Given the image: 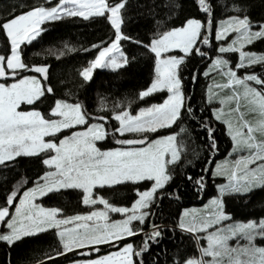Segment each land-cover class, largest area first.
Segmentation results:
<instances>
[{"label":"snow or ice","instance_id":"1","mask_svg":"<svg viewBox=\"0 0 264 264\" xmlns=\"http://www.w3.org/2000/svg\"><path fill=\"white\" fill-rule=\"evenodd\" d=\"M127 0H119L110 4L107 0H59L51 8L36 6L27 12L12 16L0 23V33L10 42L11 54H0V78H6V68L12 71V76L18 75L17 70L35 71L47 77L46 67L29 68L22 61L21 45L31 43L39 36L42 29L40 25L48 20H57L65 16L82 17L89 19L93 16H105L115 29V40L110 46L99 51L96 59L84 69L80 75L84 81L92 79L93 70L99 67H112L118 69L127 64V59L111 55L120 51V41L131 39L122 33V10L126 7ZM199 10L212 16L210 0H198ZM241 9L237 8V11ZM211 23V21H209ZM205 26L197 19H189L183 27L163 32L159 38L154 39L149 48L156 57V78L151 86L140 93V98L150 96L157 91L166 90L168 98L161 105H154L142 109L137 115L128 111L115 113L112 119L118 121L116 128L121 136L125 133L156 132L159 128L171 127L181 116V109L185 107L181 79L178 76V66L184 62V57H164L173 49H179L185 57L195 52L203 56L205 53L198 46L199 43L207 45L209 39L203 35ZM230 32L237 33V39L227 47H220L219 52H240L238 67H249L255 64L264 65V55H256L242 51L245 44L264 39V23L259 25L258 31L252 30V25L247 16L244 18L233 17L221 24L216 32L217 40H225ZM137 43H140L137 41ZM110 59H106L109 58ZM6 62V68L4 64ZM227 67V61L217 59L213 69L219 70ZM207 75V73H206ZM225 75L227 83L217 84V88H233L232 95L221 99V103L236 102V107L228 113L220 110L216 116L221 120L224 115L231 116L236 113L238 119L223 120L228 125V133L232 138L234 149L237 151L248 150L249 155L240 157L229 168L227 165L218 166L216 174H227L229 183L221 189V194L248 193L254 188H264V92L251 87L249 81L264 87V78L250 74L239 78L235 71L229 69ZM242 88V92L239 89ZM51 93L53 90H46ZM211 93V89L209 90ZM45 95L40 82L35 78H22L10 86L0 84V165L14 161L20 156H36L41 152H54V156L43 160L54 172H48L40 177L43 183H38L35 188L26 191L20 198L19 205L15 206V215L10 220L9 208L14 205L16 193L7 197L5 207H0V223H6L9 232L0 234V241L9 245L22 237L33 236L37 233L55 228L58 231L62 251L57 255H66L76 249L101 244H112L114 241L125 237L138 235L139 231L132 226L133 221L145 223L147 209L154 202V196L170 180L168 165L175 164L180 159V151L176 144V136L147 142L144 148L116 149L101 151L97 141H102L108 135L104 123L89 124L87 113L80 104H69L57 101L51 110L53 117L59 119L49 120L38 111H17L21 103L33 104ZM243 101V104L241 103ZM244 107L247 111H241ZM191 112V108H188ZM247 112L257 113L258 118L253 122L245 119ZM105 121V117H98ZM77 125H87L86 131L74 132L70 137L60 140L59 144L45 141L47 136H55L65 129ZM209 138L212 139V130L209 128ZM121 145H140L146 143V138L117 140ZM212 147L215 148L213 139ZM260 163H257V162ZM250 165H257L250 168ZM191 179V177H189ZM202 179V178H201ZM154 181L150 190L137 192L139 199L131 209L115 207L103 198H93V189L104 186H114L131 182ZM200 183V181H197ZM202 186V185H201ZM61 189H79L83 192L85 204H103L105 211H93L88 215H77L72 218L58 219V209H46L34 201L49 193ZM213 210L207 215L192 214L190 221H181L179 227L188 233L207 232L222 220L228 219L223 211V203L219 199L211 201ZM108 212H117L126 216L121 222H109ZM189 213H185L187 217ZM89 222H92L91 224ZM69 224L73 227H63ZM161 232L154 226L153 232L148 234L143 246L136 250L131 244L126 245L122 251L110 254L100 259L88 261L87 264H136V259L141 258L148 251V241L159 242ZM243 238L247 243L231 247L229 241ZM207 247L201 248L202 257H210L209 261L188 259L184 264H264V247L255 244L257 238L264 239V220L259 223L249 222L236 225L228 229H217L205 237ZM96 251H99L96 248ZM89 253L81 252L87 256ZM140 264H143L142 259Z\"/></svg>","mask_w":264,"mask_h":264},{"label":"trees","instance_id":"2","mask_svg":"<svg viewBox=\"0 0 264 264\" xmlns=\"http://www.w3.org/2000/svg\"><path fill=\"white\" fill-rule=\"evenodd\" d=\"M107 2L115 4L119 0ZM58 3L59 0H0V23L33 7L51 8ZM210 3L211 23L245 16L252 28H259L264 23V0H210ZM237 8L241 10L237 11ZM193 18L203 21L204 25L208 22L207 14L199 10L198 0H127L122 10L121 30L131 39L120 41V50L127 64L113 70L96 68L90 81H84L80 73L90 66L100 50L109 47L115 40V29L107 19V14L89 19L65 16L48 20L40 25L42 31L35 40L20 46L22 61L29 68L48 69L46 79H40L42 73L17 70L18 75L15 77L12 72L6 71V78L1 82L7 84L24 76L38 77L45 95L31 105H22L21 109L38 110L43 117L50 119L55 101L78 103L87 113L89 121H98V117L106 118L103 122L108 135L106 141L100 144L102 147L128 146L116 141L132 139L134 136L131 133L118 135V123L112 119L113 115L122 111L136 113L142 107L161 102L164 93L140 98V93L150 86L154 78L155 56L150 51V43L163 32L183 27L187 20ZM211 45H200L201 51L209 53L201 56L193 52L184 57V62L178 67L185 97L180 118L171 127L144 136L149 142L158 136L175 135L180 159L168 166L171 178L146 209L148 215L145 223L139 226L135 224L134 228L142 231L112 244L93 247L84 256L80 255L83 251L57 255L62 251L60 238L55 229H49L23 237L11 245L0 241V264H70L103 257L128 244L139 250L148 234L153 232L154 226L162 234L158 238L159 242L148 241V251L141 258H134L136 264H140L141 259L143 264H184L188 259L199 257L197 242L190 234L178 229V221L184 209L200 206L216 195V185L220 180L212 177L211 169L215 161L225 157L231 148L224 126L213 119L212 107L205 101L208 81L203 71L214 54L215 42L212 41ZM248 48L264 55V39L256 40ZM10 52V42L0 33V54L10 55ZM246 70L258 72L259 77L264 78V65H252ZM48 88L53 91L48 93ZM258 88L264 92V87ZM189 107L191 112L188 111ZM209 128L212 130V139L209 138ZM213 139L215 148L212 147ZM48 155V152H44L36 156L18 157L0 165V207L7 206L10 194L15 192L17 198L20 192L31 187L46 172L43 160ZM150 184L144 181L97 187L94 194L111 205L128 207L137 199V192L146 190ZM40 202L44 207L58 209L64 217L80 215L93 208L83 204L82 192L77 189L49 193ZM222 203L224 213L231 220L257 221L264 216V188L258 187L246 194L226 193ZM255 244L264 247V239L257 238ZM199 245L204 246L202 238L199 239Z\"/></svg>","mask_w":264,"mask_h":264},{"label":"rangeland","instance_id":"3","mask_svg":"<svg viewBox=\"0 0 264 264\" xmlns=\"http://www.w3.org/2000/svg\"><path fill=\"white\" fill-rule=\"evenodd\" d=\"M233 17H229V18H225V19H222V20H219V21H216L215 23H209L210 21V17L208 16V22L206 25H204L203 21H200L205 27L202 29V33L203 35H206L209 39V43L207 45H204L202 43H199L198 41V46L200 45H203L204 47H208V46H212V41L215 42V46H214V54L213 56L211 57L210 59V62L208 63V65L206 66L205 70L203 71V76L207 78V86H206V90H205V101L208 105H210L212 108H211V112H212V117L215 121L221 123L224 128H225V132L227 134V136L229 137L230 141H231V148L230 150L228 151V153L226 154L225 157L221 158V159H218L217 161H215L212 169H211V175L212 177L214 178H217L220 180V182L216 185V195L210 199H208L204 204L200 205V206H193V207H189V208H186L182 211L181 215H180V218H179V221H178V229H180L182 232H185L183 231L179 225L181 223V221H190L191 218H192V214H199V215H207L209 212H211L213 210V205L211 204V201L214 200V199H219L222 201L223 199V195L228 193V192H225L223 195L221 194V189L227 185L229 183V179H228V175L227 174H223V175H220V174H216L217 173V168L218 166H222V165H227L229 168H231L233 166V162L236 160V159H239L240 157L244 156H248L249 155V152L248 150H241V151H237L234 149V145H233V141H232V138L231 136L229 135L228 133V125L226 123L223 122V120H226V119H232L233 122L235 123L236 120L238 119L237 117V114L236 113H232L231 116H228V115H224L222 117L221 120H218L216 118L217 115L220 114V110L223 109L224 110V113H228L230 109H233L236 107V102L235 101H232L230 103H225V104H222L221 103V99L225 98L226 96H229V95H232L234 89L233 88H217L216 85L217 84H225L227 83V76L225 75V73L231 69L232 71H235L237 73V76L239 78H244L246 75H250V74H254V75H257L259 77V74L258 72H255V73H252V72H248V70H246L248 67H238V65L240 64V60H241V57H240V52L239 51H236V52H225V53H220L219 52V48L220 47H227L228 45L232 44V42L234 40L237 39V33L235 32H230V34L227 36V39L225 40H217L216 39V32L217 30L220 28L221 24L224 23L225 21H228L229 19H231ZM253 31H258L259 28H252ZM159 37H156L154 39H157ZM152 39V41L154 40ZM151 41V42H152ZM255 42V41H254ZM27 43V42H26ZM151 44V43H150ZM252 44V43H251ZM251 44H245V46L243 47L242 51L244 52H247V53H254L256 54L255 51H252V50H249V46ZM121 50L119 52H114L112 53L111 55L113 56H116V57H120V54H121ZM205 54H208L209 52L208 51H204ZM11 54V52H10ZM123 54V53H122ZM154 54V53H153ZM235 55V56H234ZM256 55H259V54H256ZM123 56L125 57V55L123 54ZM155 56V54H154ZM164 57H177V58H180V57H185V54L183 52H181L179 49H173L171 51H169L168 53H164L163 54ZM106 59H110L109 58H106ZM217 59H221V60H225L227 61V67L225 68H221L219 70H215L213 69V65L215 63V61ZM256 65V64H255ZM124 66V65H123ZM179 67V66H178ZM250 67V66H249ZM5 68H6V62H5ZM98 69H110V70H113L114 68L112 67H99ZM6 71L8 73L12 72L11 70H8L6 68ZM264 72V70H263ZM207 73V75H206ZM8 77H11L10 74L7 75ZM35 78L36 80H38L40 82V85H41V88L42 90H44L43 88V85H42V82L40 81V79L38 77H34V76H24L22 78ZM20 78V79H22ZM156 78V57H155V62H154V78H153V81L155 80ZM19 79L17 80H11L10 82H8L7 84H5L4 82H1L0 81V84H5L6 86H10L12 83H15V82H18ZM152 81V83H153ZM151 83V84H152ZM249 85L251 87H254V88H257L258 90L262 91L260 88H258V86H261V85H256L254 82H251L249 81L248 82ZM150 84V86H151ZM149 86V87H150ZM148 87V88H149ZM147 88V89H148ZM146 89V90H147ZM212 90L211 93L209 90ZM45 91V90H44ZM239 91L242 92V88L239 89ZM155 93H164V97L163 99L161 100V102L159 103H154L152 105H149V106H146V107H142L140 108L136 113H130L131 115H137L142 109H147L149 107H152L154 105H161L164 103V101L168 98L169 96V93L166 91V90H163V91H157ZM153 93V94H155ZM151 94V95H153ZM150 95V96H151ZM57 101H61V100H57ZM54 103L52 109L55 107V104L56 102ZM63 102H66V103H69V104H77V103H70V102H67V101H63ZM243 104V101L241 102ZM22 105H31V104H27V103H21L20 107L17 109V111H23V112H30V111H38V110H23L21 109V106ZM51 109V110H52ZM182 110V109H181ZM241 111H244L246 112L247 110L244 108V107H241ZM40 112V111H38ZM41 113V112H40ZM42 115V113H41ZM50 119L49 120H53V119H59L58 117H53L51 115V111H50ZM258 118V115L257 113H254V112H247L246 116H245V119L249 120V121H255L256 119ZM116 121V120H115ZM118 123V121H116ZM95 123H104L103 121H97V120H94V121H89V124H95ZM118 127H119V123H118ZM87 129V125H77L76 127L74 128H71V129H65V130H62L61 132L57 133L55 136H47L45 137V141L48 142V141H51V142H54V143H57L59 144L60 140L62 139H65L66 137H70L74 132H83V131H86ZM161 129H164V128H159L157 131L161 130ZM156 131V132H157ZM156 132H147V133H131L133 134V138L132 139H140V138H145L144 136L149 134H154ZM118 135H120L118 132H116ZM125 134H128V133H125ZM173 135V134H172ZM170 135H166V136H158V137H155L153 138L151 141L149 142H154L156 140H159V139H162V138H166ZM175 136V135H174ZM106 141V138L102 141H97L96 142V146L101 150V151H111V150H116V149H130V148H144L147 146V143L143 146H137V145H133V146H118V147H113V148H104L102 147L100 144L105 142ZM41 153H44V152H41ZM49 155L45 158V159H48L50 158V156H54L55 153L54 152H48ZM20 157H23V156H20ZM18 158V157H17ZM16 158V159H17ZM44 159V160H45ZM257 163H260L259 161ZM44 166L46 167V172L42 175L44 176L46 173L48 172H54L55 169L54 168H49L47 165L44 164ZM169 166V165H168ZM257 165H250L249 167L250 168H255ZM41 176V177H42ZM141 182H144V181H140L138 183H141ZM151 182L150 186L146 189V190H143V191H140V192H144V191H147V190H150L154 181H149ZM38 183H43V181L39 179H37L34 184L23 190L22 192H20L19 196L17 198H15L14 200V205L11 206L9 208V217H6V220H10L11 217L13 215H15V206L19 205V201H20V198L23 197V194L24 192L26 191H30L32 190L33 188H35L37 186ZM131 183V182H129ZM258 188V187H257ZM95 189V188H94ZM94 189H93V198H102L100 196H97L94 194ZM256 189V188H254ZM253 189V190H254ZM61 190H64V189H61ZM79 190V189H77ZM160 190V189H159ZM158 190V191H159ZM82 192V190H80ZM157 191V192H158ZM239 194H246V193H239ZM156 195V194H155ZM44 197V196H43ZM43 197H39L37 198L34 203L35 204H38L42 207H44L40 200L43 198ZM155 197V196H154ZM139 199V196L137 195V199L135 201H137ZM134 201V203H135ZM82 202H83V192H82ZM132 203V205L134 204ZM83 204L85 206H90V207H93L92 210H90L89 212H86V213H83V214H80L81 216L83 215H88L90 214L91 212L93 211H105V208H104V205L103 204H99V203H96V204H85L83 202ZM111 205V204H110ZM132 205L128 206V207H125V208H128V209H131ZM114 206V205H112ZM115 207H123V206H115ZM46 209H53V208H48V207H44ZM144 212H146V209L142 210ZM185 213H189V215L186 217L185 216ZM131 212L127 213V214H121V213H117V212H108V217H109V222H121L123 221L124 219H126V216L127 215H130ZM225 214V213H224ZM226 215V214H225ZM77 216V215H76ZM228 217V219L226 220H222L219 224L215 225L213 228H210L208 229L207 232H199V233H188V232H185V233H188L190 234L194 240L197 242L198 244V251H199V257L197 258V260H204V261H209L211 258L210 257H202L201 256V252H200V249L201 248H206L207 247V240H206V236L208 235V233L210 232H213L217 229H220V228H223V229H228V228H231V227H234L236 225H240V224H246V223H249V222H256V223H259L261 220H264V216L262 218H260L259 220L257 221H234V220H231L230 217L228 215H226ZM72 217H75V216H70V217H64V216H61L60 215V212L58 214V219H65V218H72ZM146 218V217H145ZM90 224L92 222H89ZM135 224H137L138 226L141 225L139 223V221H133L132 222V226L135 227ZM74 225L72 224H69L67 226H63V227H73ZM51 229H55V228H51ZM56 231V234L57 236L59 237L58 235V231L57 229H55ZM9 232V229L7 228V225L6 223H3L2 226L0 227V234H7ZM23 238V237H22ZM60 238V237H59ZM129 237H125L124 239H127ZM202 238L204 240V246L203 247H200L199 245V239ZM122 239V240H124ZM118 241H121V240H118ZM118 241H114V242H118ZM237 241H239V244L240 245H244L246 244L247 242L243 239V238H236V239H233V240H230L229 241V245L231 247H236L237 246ZM113 242V243H114ZM102 245H105V244H101V245H96V246H89V247H86V248H83V249H76L75 251H83V252H86V250H88L87 253H89V250L93 247H98V246H102ZM129 245V244H128ZM126 246V245H125ZM124 246V247H125ZM123 247V248H124ZM122 248V249H123ZM122 249L116 251V252H113L111 254H114V253H117V252H120L122 251ZM110 255V254H108ZM108 255H105V256H108ZM103 256V257H105ZM103 257H99V258H95V259H84V260H79V261H76V262H72L70 264H87L88 261H91V260H96V259H100V258H103Z\"/></svg>","mask_w":264,"mask_h":264},{"label":"water","instance_id":"4","mask_svg":"<svg viewBox=\"0 0 264 264\" xmlns=\"http://www.w3.org/2000/svg\"><path fill=\"white\" fill-rule=\"evenodd\" d=\"M3 78H0V81L2 80ZM40 79L41 80H45L46 78H45V75L44 74H42L41 76H40ZM146 143H147V140H146ZM145 143V144H146ZM145 144H140V145H137V146H143V145H145ZM86 252H88V250H86Z\"/></svg>","mask_w":264,"mask_h":264}]
</instances>
